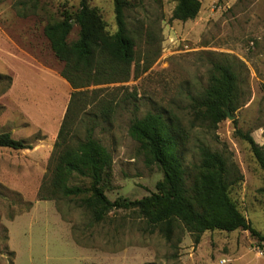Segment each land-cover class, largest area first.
Returning <instances> with one entry per match:
<instances>
[{"label": "rangeland", "instance_id": "rangeland-1", "mask_svg": "<svg viewBox=\"0 0 264 264\" xmlns=\"http://www.w3.org/2000/svg\"><path fill=\"white\" fill-rule=\"evenodd\" d=\"M88 1L115 33L113 0ZM128 1L127 24L136 44L129 80L78 89L83 95L77 99V124L97 110L99 100L115 108L107 121L97 118L94 131L113 156L106 196L133 201L157 191L163 172L149 162L129 127L135 117L171 113L189 134L184 147L188 175L195 174L199 143L229 158L241 175L230 198L263 235L264 171L235 131L249 132L264 147V0H201L198 16L186 22L172 18L177 0ZM79 4L47 0L25 18L10 0L0 4V134L33 145L31 150L0 147V264H264V244L248 230L207 231L197 245L185 231L172 243L157 231H146L133 211L114 210L95 224L71 201L37 199L75 91L60 75L63 63L52 52L44 27ZM78 31L75 24L71 42ZM216 61L234 66L241 105L217 130L190 129V104L208 86ZM77 134L83 138V128ZM73 182L88 184L78 177Z\"/></svg>", "mask_w": 264, "mask_h": 264}, {"label": "trees", "instance_id": "trees-1", "mask_svg": "<svg viewBox=\"0 0 264 264\" xmlns=\"http://www.w3.org/2000/svg\"><path fill=\"white\" fill-rule=\"evenodd\" d=\"M9 0H0V4ZM19 17L37 14L47 0H10ZM117 30L110 33L97 8L88 0H80L76 11H65L62 19L49 22L44 35L55 57L63 63L60 75L75 90L63 118L54 145L52 169L38 191L41 201H71L88 211L95 224L105 221L114 210L135 212L146 224V231H157L168 242H174L181 232L190 233L195 245L207 231L234 232L248 230L264 244V234L258 233L238 210L229 195L230 188L241 178L238 167L222 153L203 143L196 146L199 161L195 174L188 175L184 147L189 141L186 128L171 113H147L135 117L129 127L130 136L147 152L149 162L163 172L157 191L139 200L118 198L111 201L105 194V179L113 156L94 138L97 118L107 121L115 111L111 102L99 100L96 111L86 113L83 120L77 114L81 108L80 88L129 80L135 62V41L130 34L126 11L128 0H113ZM201 0H177L172 18L194 20L201 10ZM78 37L70 41L74 25ZM95 99V98H94ZM241 105L239 76L234 66L225 61L213 62L208 86L190 104V129L202 126L217 130L219 124L234 114ZM87 116V117H86ZM83 128L84 137L77 131ZM235 134L250 146L264 171V147L256 143L249 132L236 129ZM0 147L31 150L33 145L17 140L10 133L0 134ZM88 184L73 182L74 178ZM94 264V263H93Z\"/></svg>", "mask_w": 264, "mask_h": 264}, {"label": "water", "instance_id": "water-1", "mask_svg": "<svg viewBox=\"0 0 264 264\" xmlns=\"http://www.w3.org/2000/svg\"><path fill=\"white\" fill-rule=\"evenodd\" d=\"M234 117L231 115L230 112H228V119H233Z\"/></svg>", "mask_w": 264, "mask_h": 264}]
</instances>
